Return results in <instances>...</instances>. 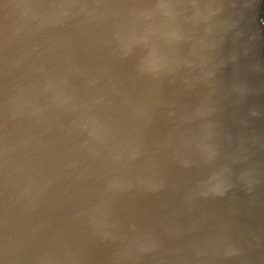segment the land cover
I'll list each match as a JSON object with an SVG mask.
<instances>
[{"label":"water","instance_id":"water-1","mask_svg":"<svg viewBox=\"0 0 264 264\" xmlns=\"http://www.w3.org/2000/svg\"><path fill=\"white\" fill-rule=\"evenodd\" d=\"M263 0H0V264H264Z\"/></svg>","mask_w":264,"mask_h":264},{"label":"trees","instance_id":"trees-1","mask_svg":"<svg viewBox=\"0 0 264 264\" xmlns=\"http://www.w3.org/2000/svg\"><path fill=\"white\" fill-rule=\"evenodd\" d=\"M261 19L264 22V0H263L262 10H261Z\"/></svg>","mask_w":264,"mask_h":264}]
</instances>
